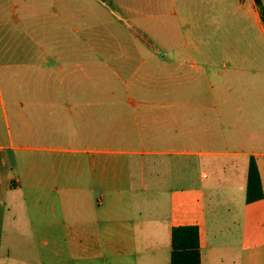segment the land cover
I'll return each mask as SVG.
<instances>
[{
  "label": "crops",
  "instance_id": "0c3cea01",
  "mask_svg": "<svg viewBox=\"0 0 264 264\" xmlns=\"http://www.w3.org/2000/svg\"><path fill=\"white\" fill-rule=\"evenodd\" d=\"M167 2L194 39L203 19L231 30L236 19L264 44L255 0ZM88 4L105 15L100 0H0V69L16 73L6 79L11 95L0 87V264H150L157 255L170 264L172 228L185 225L199 228L201 264H264V197L245 201L250 156L264 191V65L246 63L222 36L221 67L239 78L221 79L216 52L196 45L201 63L192 67L205 82L194 78V99L156 104L160 113L141 98L118 102L100 94L108 85L89 81L106 59L89 43ZM244 72L261 79H241ZM116 116L156 125L160 137L107 127ZM186 137L193 148L179 146ZM160 139L169 143L155 145ZM133 140L139 148L119 146ZM217 141L225 146L217 149Z\"/></svg>",
  "mask_w": 264,
  "mask_h": 264
},
{
  "label": "rangeland",
  "instance_id": "374dc122",
  "mask_svg": "<svg viewBox=\"0 0 264 264\" xmlns=\"http://www.w3.org/2000/svg\"><path fill=\"white\" fill-rule=\"evenodd\" d=\"M86 1L88 2V0ZM100 1L105 3V15H103V8L100 6L96 7L88 4L90 6L89 11L87 10L90 28L88 36L90 37V46L98 47L103 52L106 65L97 71L90 70L89 81L90 83H104L108 85L104 89H99L100 94H102L103 90L105 91L103 93L106 95L105 97L112 94L116 97L118 102L126 98H132L134 102L136 101L137 103L140 98L149 102H154L155 104L152 109L154 113H160L161 111L160 107L156 104L164 103L167 100L175 101L177 98L185 100L194 99L197 96L193 88L194 78L197 75H201L200 77H202L203 82H205L202 76L204 72L198 71L192 67L193 64L197 66L201 63L200 58L193 54V49L196 45L203 49L212 47V50L216 52L213 53L211 57L214 59V64H217V67H215L216 71L225 73L224 77L221 79L231 81L235 78H239V76H237L238 73L231 72V69H229L230 65L226 68L221 67L223 57L220 56V43L222 41V36L226 38L231 37L228 40H224L227 46L226 49L232 47L233 50L240 52L242 54L240 58L245 60L246 63H251L252 59L255 58L257 64L264 65L263 41L258 38V34L253 28L249 25L247 26L246 24L240 23V21L234 18L232 30L228 25L227 28L223 27L220 23V19H218L216 23L210 20V24H203L205 20H201L202 23H199V29H201L203 33L196 35L197 39H194L193 36L195 34L192 32L193 30H188L185 27L186 25L180 21V18L172 14L173 9L169 7L170 3H168L169 1L167 2V0H161L163 1V8L148 6L155 0ZM147 1L152 2L147 4ZM119 5L123 7H119ZM199 6H202V4L199 3ZM262 7L264 9V0H262ZM94 9L97 11L99 19L96 18L91 11ZM176 10L178 11V9ZM109 13L112 15L110 16ZM151 49L159 52L161 51L162 53L159 55ZM161 49H164V51ZM253 51L257 53L254 57L252 56ZM177 52H179V54L183 52V54L177 57ZM248 52L250 54H248ZM162 58L163 63L160 64L159 61H161ZM157 59H159V61ZM179 60L184 64L178 67ZM107 61L109 62L106 63ZM154 61L158 62L156 63ZM167 67L170 68L168 75H166L164 70V68ZM207 70L208 73H210V78H213L210 70ZM12 72L13 71L5 73L0 69V87L4 97L11 95L9 92L11 88H8L9 86L6 79H9L11 75H16V73ZM241 76V79H261L259 72H244L241 73ZM203 82L200 81L202 88H204L205 85ZM89 91V95H93L92 89H89ZM15 95H17L16 90ZM205 95L206 98L209 97L208 93ZM117 108V112L126 110L124 106ZM173 111L174 109H169V112ZM190 112L192 113V109H190ZM116 117L117 119L115 120ZM116 117H113L111 121H105L107 127L111 125L115 127V129L121 130V132L130 131L132 134L136 135L154 131L157 135L155 137H160L159 134L161 130H159L156 125H150L148 126L149 129H146L143 120L123 121L122 119L120 120L119 116ZM137 122L140 123L137 125ZM185 123L191 125V128H189L191 134L193 116L190 117V119H186ZM99 126L101 127V125ZM172 128V126H169L168 129L171 130ZM173 132L176 134V125ZM178 132L180 133V129ZM136 138L137 137L134 136V139ZM185 139L186 140L178 143L179 146L190 149L193 148L192 142L188 140L187 137ZM157 143H155V145L163 146L167 145L169 141H162V139H160L159 143ZM139 144L140 141L138 140L130 142L121 141L119 146L122 148H139ZM200 145L207 147V145L211 146L212 143L202 142ZM215 146L217 149H222L225 145L217 141ZM187 159L189 161V159L192 158ZM201 171L207 173L209 176V168H203ZM210 178L213 177L209 176L208 182ZM183 186L184 188H188L187 184ZM164 187L166 189H174L175 185L169 183ZM208 190L210 189H207V192ZM145 256L151 261L155 259L152 255ZM156 257L157 260L150 264H168L166 260H164V257L163 259L158 255ZM148 262L149 261L143 264H149ZM223 262L224 263L221 264H225L224 260Z\"/></svg>",
  "mask_w": 264,
  "mask_h": 264
},
{
  "label": "trees",
  "instance_id": "16d2710c",
  "mask_svg": "<svg viewBox=\"0 0 264 264\" xmlns=\"http://www.w3.org/2000/svg\"><path fill=\"white\" fill-rule=\"evenodd\" d=\"M261 19L264 12L260 0H255ZM264 197L261 178L253 156L249 157L245 201L257 202ZM170 264H201L199 228L195 225L173 227L171 231Z\"/></svg>",
  "mask_w": 264,
  "mask_h": 264
}]
</instances>
